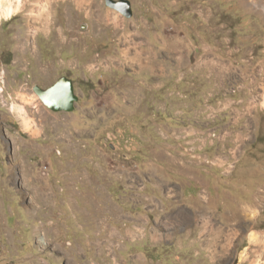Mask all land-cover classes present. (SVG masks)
Returning <instances> with one entry per match:
<instances>
[{
  "label": "rangeland",
  "instance_id": "374dc122",
  "mask_svg": "<svg viewBox=\"0 0 264 264\" xmlns=\"http://www.w3.org/2000/svg\"><path fill=\"white\" fill-rule=\"evenodd\" d=\"M128 1L0 19V264H264V0Z\"/></svg>",
  "mask_w": 264,
  "mask_h": 264
},
{
  "label": "water",
  "instance_id": "95a60500",
  "mask_svg": "<svg viewBox=\"0 0 264 264\" xmlns=\"http://www.w3.org/2000/svg\"><path fill=\"white\" fill-rule=\"evenodd\" d=\"M105 7L116 11L126 19L132 17L133 11L128 0H104ZM85 29L83 25L82 31ZM33 92L42 104L52 112H72L78 97L74 94L73 83L65 77L59 78L52 86L41 89L34 87Z\"/></svg>",
  "mask_w": 264,
  "mask_h": 264
},
{
  "label": "bare ground",
  "instance_id": "6f19581e",
  "mask_svg": "<svg viewBox=\"0 0 264 264\" xmlns=\"http://www.w3.org/2000/svg\"><path fill=\"white\" fill-rule=\"evenodd\" d=\"M21 3L22 0H0V19H9L15 15L21 8ZM22 127L32 137H35L38 133L37 127L34 126L30 119L23 120Z\"/></svg>",
  "mask_w": 264,
  "mask_h": 264
},
{
  "label": "crops",
  "instance_id": "0c3cea01",
  "mask_svg": "<svg viewBox=\"0 0 264 264\" xmlns=\"http://www.w3.org/2000/svg\"><path fill=\"white\" fill-rule=\"evenodd\" d=\"M207 1V2H206ZM217 0H199V6H200V8H202V9H204L205 7H202L201 5L203 4H207L208 5V3H210V2H216ZM200 2H202V3H200ZM209 11H210V9H209ZM204 16H206V17H209L208 18V21H207V23L209 24L210 23V21H211V23H212V25H209L208 27H205L204 25H202V24H200V26H201V28L199 29V36H201L202 37V32H205V29L206 28H208V33H206V34H210V33H212V31H214L213 29H214V24H213V18L214 17H216L217 15H214V13H212L211 11L209 12V13H207V15H204ZM227 16V15H226ZM218 17V16H217ZM211 19V20H210ZM160 71H162V69L160 68ZM201 72H204V71H201ZM195 187H196V194H195V197L198 195V191H199V188H198V186H196V185H194ZM189 232H191L190 230H189ZM194 232H196V233H199V230H197L196 229V231H194ZM188 234V233H187ZM187 237V236H186ZM190 238V237H189ZM197 238H199V236L197 237ZM199 245V244H198ZM195 255L196 256H199V251H196L195 252ZM149 260H150V258H149ZM194 262H198V261H194ZM199 264V263H198Z\"/></svg>",
  "mask_w": 264,
  "mask_h": 264
},
{
  "label": "flooded vegetation",
  "instance_id": "af4514ba",
  "mask_svg": "<svg viewBox=\"0 0 264 264\" xmlns=\"http://www.w3.org/2000/svg\"><path fill=\"white\" fill-rule=\"evenodd\" d=\"M125 142L128 143L127 141H125ZM122 146L124 147L125 150L127 149L125 144H123ZM109 149H112L111 145H109ZM129 150H131V149H129ZM122 157H124V155H122Z\"/></svg>",
  "mask_w": 264,
  "mask_h": 264
}]
</instances>
